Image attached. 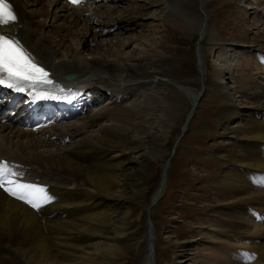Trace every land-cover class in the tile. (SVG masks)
I'll list each match as a JSON object with an SVG mask.
<instances>
[{"label":"bare ground","instance_id":"1","mask_svg":"<svg viewBox=\"0 0 264 264\" xmlns=\"http://www.w3.org/2000/svg\"><path fill=\"white\" fill-rule=\"evenodd\" d=\"M8 1L18 20L6 27L7 33L17 37L27 52L51 71L53 87L61 88L57 77L78 87L102 91L108 95V102L94 104L95 110L84 120L79 117L54 127L25 130L14 123H0V157L9 159L10 167L21 174L13 179L35 184L51 197L34 208L18 198L19 192L14 196L5 190L7 183L0 188V264H125L127 253L140 245L143 209L147 212L151 201H147L146 188L154 169L152 161L166 145L171 123L181 115V103L186 99L191 108L184 129L206 137H224L214 151L224 154H211L217 169L208 180L220 203L218 207L209 206L213 220L203 233L204 239L198 240L204 254L196 263L218 264L216 260H220L237 264V256L223 245L239 244L253 249V255L247 256L249 264H264V34H257L251 41L238 37L236 50L229 51L227 42L205 25L208 13L204 2L199 7L194 0L165 1L173 15L198 21L201 41L197 50L203 86L197 91L184 80L175 79L177 72L166 56L159 59L148 57L146 50L143 53L141 42L138 46L143 56L137 58L139 61L124 52L88 58L84 51L92 34L88 28L80 30L77 23L82 15L98 23L89 6L80 8L97 0L71 8L63 0H54L55 6L61 8L53 13L50 6L45 8L43 4L44 8L29 14V3L33 6L42 0ZM67 8L83 13L71 10L67 17ZM42 15L45 19L52 16L53 23L66 16L74 21L75 28L64 22L56 26L53 34L46 33V24L36 20ZM129 20L123 17L111 22L112 28ZM259 22L250 23V29ZM186 23L191 29L190 20ZM105 24L109 26L110 22ZM102 27L99 31H106L107 27ZM91 29L93 32L97 28ZM70 37L77 42H71ZM208 52L217 57L216 89L205 84ZM66 73L76 77L67 80ZM42 86L53 90L48 84ZM203 101L218 106L222 133L206 118L192 125L195 108ZM87 109L85 104L73 112L81 116ZM43 128L48 129L42 131ZM154 148L159 150L152 152ZM171 160L167 161L166 173ZM166 184L167 181L160 185L154 198L160 196ZM156 237L155 234L154 251ZM167 239L173 241L170 236ZM192 244L190 240L179 242L178 254L171 264H180ZM212 245H220L226 252L220 256L224 250L220 252ZM148 256L145 250L141 264H149Z\"/></svg>","mask_w":264,"mask_h":264},{"label":"rangeland","instance_id":"2","mask_svg":"<svg viewBox=\"0 0 264 264\" xmlns=\"http://www.w3.org/2000/svg\"><path fill=\"white\" fill-rule=\"evenodd\" d=\"M19 1L21 2L23 0ZM135 1L136 0H97L96 4L89 6V8L92 9L95 16H97L95 20L98 21V23H95V21L91 22L92 20L86 17L83 18V11H79L83 18V20L82 18L78 20L77 24L79 25V29L88 28V33L92 34L89 37L88 43L85 45V55L88 56V58H99L103 54L124 52V54L133 59V61H139L140 59L137 58L143 56L140 54L143 48V53L146 50L148 52L146 55H153H148V57L161 59L166 56L177 72L175 79L184 80L185 83L189 84L197 91H200L203 86V78H200V76H202L200 73L202 72L199 68L198 43L196 44L197 41H201L198 21L196 19L184 20L185 18L182 15H177L178 17L173 15V11L171 12V10H169L170 8H166V4L164 3L167 0H156L154 5L144 0H139V3ZM41 2L42 3L37 5H30V11H34L35 13L43 7V4L44 7L50 6L51 13L59 7L57 5L55 6L53 1L50 3L51 0H42ZM193 2L199 7H202L204 2V8H206L205 10L208 13V20H205V25H208L214 31L215 36L227 40L225 41L227 42V49H230L229 51H231V49L232 51L236 50L238 37H246L247 41H251L257 34H264V0H194ZM140 6L144 7V10ZM60 8L61 7H59V9ZM80 8L83 9L84 5ZM75 11L77 10H74V12ZM72 12L73 11L69 10L68 12L65 11L64 14L70 17ZM122 15L125 19L130 20L124 23L122 22L120 24L121 26L115 28L118 30L115 34H108L109 31L112 33L114 29L112 28L111 22H118L123 18ZM66 16L60 18L57 22L54 21L55 25L58 26L65 22L66 26L74 29V21L70 18L66 19ZM106 17H112L114 20L111 21V18L107 20ZM173 17L176 21H172L171 18ZM45 18L46 17L42 15L41 18L36 17V20L45 23V27L53 23L50 22L52 16L47 19ZM86 19H88L89 22H87ZM189 20L192 24L191 29L193 32L186 23ZM256 20L260 22L250 29L249 26ZM108 22H110L109 26L105 24ZM179 22L181 23L178 27L174 28L173 26ZM125 26L128 29H125ZM94 27L97 29L91 32V28ZM101 27L102 29L107 27L105 29L106 31L100 32L99 30H101ZM108 29L110 30L108 31ZM55 30L56 28L53 26L46 33L53 34ZM230 40H234V42L230 43ZM70 41L73 43L77 42L75 37H72ZM140 42L143 44L142 48L138 46ZM78 49L81 50L80 48ZM215 58L217 59L215 53L208 52L204 63L206 65L204 68H206L207 71L205 84L211 89H216L217 85V81L214 77V70L216 69L214 66ZM230 59H232V56ZM230 64H232V61H230L228 65ZM234 101L236 104L239 103L238 99ZM207 102L208 101H203L195 108L192 125H197L201 120L203 121L207 117L206 119L218 126V131L222 133L224 130L220 120V110L217 105H210V103ZM190 108L191 102L188 99H186V102L181 103L182 113L171 123L172 128L169 139L166 145L160 149L157 158L152 161L154 169L148 177L146 196L149 201L162 180V171L166 161L172 158L163 195L152 208L151 214V219L155 226V234L157 236L155 243L156 264L174 263L179 249L177 244L188 240L193 244L190 245L189 248L186 247L185 256L182 257V262L180 264H197L196 260L202 258L204 254L203 251L198 248L197 244L199 241L201 242V239H204L205 236L203 233L206 232L207 227L213 220V216L210 215L211 210L209 206L216 205V207H218L220 203L218 197L215 195L216 192L209 187L208 180L210 176L214 175L217 169V165L214 163L211 154L215 151L217 146H220V144L224 142V137H218L215 134H210L209 137H206L201 133H196V131H190L189 129L187 130V128L184 129V124L187 121ZM94 109L93 107L87 111L84 118ZM82 120L84 119L82 118ZM178 136L181 137L179 138ZM158 150V148H154L152 152H157ZM214 154L223 155L224 152L219 151L218 153L214 152ZM144 210L145 209H143V217L141 219L142 230L147 227V213ZM215 217L217 220L219 219V217ZM168 236L172 238V242L168 241ZM138 237L140 245L136 251L134 250L131 253L126 252L127 258L125 264H141L144 259L142 247L143 233H139ZM250 240H253V238H250ZM179 246L181 245L179 244ZM212 246L217 250H221L220 252L224 250L220 253V256L226 252L225 249L231 250L234 257L237 256L238 258L239 262L237 261V264H249L247 256L253 255L254 252L253 249H250V245L247 247L239 244H224L223 247L225 249H221L220 245ZM140 251H142L143 254H140L142 253ZM239 253L240 255H237ZM214 254L212 255L214 256ZM257 255L259 254H256V256ZM245 257H247V259H245ZM216 263L226 264L227 262L216 260Z\"/></svg>","mask_w":264,"mask_h":264},{"label":"snow or ice","instance_id":"3","mask_svg":"<svg viewBox=\"0 0 264 264\" xmlns=\"http://www.w3.org/2000/svg\"><path fill=\"white\" fill-rule=\"evenodd\" d=\"M69 2L78 5L82 0H69ZM17 20L18 17L8 0H0V29L14 25ZM48 76L49 73L39 66L17 37L0 30V86L24 91L25 85L36 88L37 85L52 84ZM20 175L7 161L0 160V188H4L7 183L9 187L5 190L14 196L19 192L18 198L27 201L34 208H39L41 202L51 199L37 185L21 183L13 179Z\"/></svg>","mask_w":264,"mask_h":264},{"label":"water","instance_id":"4","mask_svg":"<svg viewBox=\"0 0 264 264\" xmlns=\"http://www.w3.org/2000/svg\"><path fill=\"white\" fill-rule=\"evenodd\" d=\"M149 212H150V210H148V213ZM148 217H149V214H148ZM149 224H150V232H152L151 223L149 222ZM153 242H154V234H151L150 238L148 240V246H145V247H147V250L149 251V257H148L149 264H155L154 250H153V245H152Z\"/></svg>","mask_w":264,"mask_h":264}]
</instances>
